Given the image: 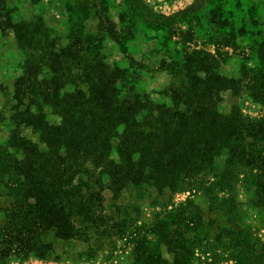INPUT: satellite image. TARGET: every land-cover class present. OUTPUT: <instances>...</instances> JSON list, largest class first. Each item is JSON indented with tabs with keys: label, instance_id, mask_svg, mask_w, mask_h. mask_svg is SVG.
Returning a JSON list of instances; mask_svg holds the SVG:
<instances>
[{
	"label": "trees",
	"instance_id": "obj_1",
	"mask_svg": "<svg viewBox=\"0 0 264 264\" xmlns=\"http://www.w3.org/2000/svg\"><path fill=\"white\" fill-rule=\"evenodd\" d=\"M139 3L150 8L143 0ZM2 25V30H23L10 21ZM29 42L24 34L23 47ZM39 46L25 62L10 117L0 112V127L10 129V145L0 144V194L13 197L7 217L15 226L7 234L3 258L46 259L54 247L48 236L88 240L91 233H106L113 219L105 212V190L116 201L128 189L143 187L157 188L160 197L168 198L156 206L168 218L179 217L175 234L166 233L168 219L157 220L152 232L162 234L160 240L180 260L174 264L194 255V239L185 237L181 227L192 230L203 224L195 202L201 194L209 215L226 206L229 216H237L240 184L264 220V116L247 117L237 105L230 112L222 107L226 95L239 96L240 82L215 72L200 76L190 71L188 85L174 90L169 104L158 105L134 88L132 96L119 98L116 78L122 74L99 55L91 59L54 49L49 53L50 73L44 72L47 57ZM48 77L52 82H46ZM70 82L72 93L64 91ZM249 89L264 105V74ZM48 108L60 121L48 119ZM29 128L40 135L39 142L22 133ZM184 192L191 194L171 203L172 194ZM194 213L191 221L187 216ZM246 227L244 236L230 231L231 240L248 249V256L241 254L247 264H257L256 259L264 264L259 242L250 236V225ZM147 256L143 264L162 260L157 249Z\"/></svg>",
	"mask_w": 264,
	"mask_h": 264
},
{
	"label": "rangeland",
	"instance_id": "obj_2",
	"mask_svg": "<svg viewBox=\"0 0 264 264\" xmlns=\"http://www.w3.org/2000/svg\"><path fill=\"white\" fill-rule=\"evenodd\" d=\"M143 2L151 9L141 7L139 0H0L2 26L10 21L23 28L0 29V112L10 117L25 62L29 53H37L42 44L40 51L47 57L43 59V71L48 73L49 53L54 49H70L91 59L102 56L106 65L122 74L116 78L121 88L119 98L132 96L134 88L154 104H169L173 91L188 85L190 71H198L200 76L215 72L242 85L237 98L225 96V112L237 105L247 117L264 116V105L249 89L264 74V0ZM24 34L32 40L26 47L22 44ZM46 82H52V77ZM64 91L72 93L74 85L68 83ZM45 111L52 123L60 121L52 109ZM22 133L36 143L40 140L31 128ZM9 136L10 129L1 126L0 144L8 147ZM238 187L237 216H229L226 206L209 215L207 198L201 194L195 199L204 222L191 226L192 230L181 227L185 237L194 239V255L181 260L182 264H247L241 256L242 252L248 256V249L242 248L243 242L232 241L230 233L244 236L247 225L252 239L259 242L258 253L264 255L262 212L252 207L243 186ZM158 192L157 188H130L116 201L113 193L105 190V212L113 219L106 233H91L88 240L65 241L48 236L46 239L53 241L54 247L46 259L3 258L7 234L15 231V226L7 217L13 197L0 194V264H143L149 251L156 249L162 257L153 258L157 264H174L180 260L160 240L162 234L152 230L157 220L168 219L166 233L175 234L179 217L168 218L167 212L156 206V201H168ZM190 194H172L171 203L183 202ZM168 195L171 194L165 196ZM196 216L194 213L187 217L193 221ZM110 223L116 225L111 227ZM256 260L260 264V259Z\"/></svg>",
	"mask_w": 264,
	"mask_h": 264
}]
</instances>
